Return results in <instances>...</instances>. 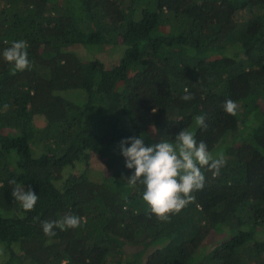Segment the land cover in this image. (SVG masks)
I'll return each mask as SVG.
<instances>
[{
    "label": "trees",
    "instance_id": "1",
    "mask_svg": "<svg viewBox=\"0 0 264 264\" xmlns=\"http://www.w3.org/2000/svg\"><path fill=\"white\" fill-rule=\"evenodd\" d=\"M19 40L30 68L12 75L3 51ZM182 129L227 163L161 221L127 185L119 142ZM94 158L110 177L90 176ZM69 215L79 227L44 234ZM0 264H264V0H0Z\"/></svg>",
    "mask_w": 264,
    "mask_h": 264
},
{
    "label": "clouds",
    "instance_id": "2",
    "mask_svg": "<svg viewBox=\"0 0 264 264\" xmlns=\"http://www.w3.org/2000/svg\"><path fill=\"white\" fill-rule=\"evenodd\" d=\"M28 43L25 40L13 41L11 46L4 49L3 58L10 65V73L15 75L30 68L28 59ZM187 93V89H185ZM181 99H193L186 94ZM5 108L8 105L4 106ZM238 105L228 99L223 104V110L229 115H235ZM155 111V110H154ZM206 117L197 115L194 122L197 126L207 128ZM153 132H156L153 129ZM146 134L139 137L132 136L119 142L121 155L125 157L126 167L135 169L134 174L124 177L129 187L137 183L145 186L143 200L148 210L159 220L167 221L173 214H178L195 197L193 193L202 190L205 186V175L202 171L207 168L213 176L219 175L220 169L227 163L223 152L213 155L203 141L197 142L193 131L182 129L176 136L175 142L162 141L147 146ZM130 143V146H128ZM12 187V196L25 211H32L39 196L30 188L18 184L15 179L9 181ZM81 218L74 215L59 220H44L42 229L45 235H56L55 228L67 230L80 226Z\"/></svg>",
    "mask_w": 264,
    "mask_h": 264
},
{
    "label": "rangeland",
    "instance_id": "3",
    "mask_svg": "<svg viewBox=\"0 0 264 264\" xmlns=\"http://www.w3.org/2000/svg\"><path fill=\"white\" fill-rule=\"evenodd\" d=\"M117 51H118V49L116 47H111L106 52V54H108V57H106L105 60H104L106 62L105 63L106 66H108V64H110L109 61L111 59L113 60V59H116L117 58V56H118ZM79 52H81V54H82L83 57H87V59H89V56L86 53V50H82V51H79ZM83 57H82V59H83ZM145 138H148V136L145 135ZM145 144L146 145L147 144H151L152 145V143H150V142H148V143L145 142ZM210 152L214 156L217 154V151L216 150H212ZM84 167H86V164L84 162L77 163L76 170L73 171L74 174L75 173H78L79 171L81 172L84 169ZM89 173H90V176H93V177L98 178V179H101L103 175L110 177V174L107 172V170L105 169V167H103L101 160L98 159V158H94L92 164H90V171H89ZM219 238H220V236H219V234L217 235L216 230L213 231L211 233V235L209 236V238L200 246L199 249L202 250V248L204 247V248H207V250H209V248H211L212 246L216 245L219 242V240H220ZM141 247H142L141 245L134 246V245H128V244H126L124 246V249L126 250V252H129V253L132 252V254H133L134 251L139 250Z\"/></svg>",
    "mask_w": 264,
    "mask_h": 264
}]
</instances>
